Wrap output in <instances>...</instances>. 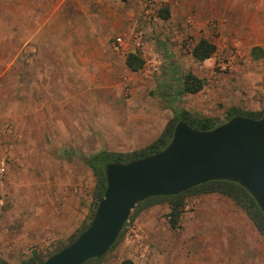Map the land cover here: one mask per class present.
Masks as SVG:
<instances>
[{"label":"rangeland","instance_id":"1","mask_svg":"<svg viewBox=\"0 0 264 264\" xmlns=\"http://www.w3.org/2000/svg\"><path fill=\"white\" fill-rule=\"evenodd\" d=\"M263 30L264 0H0V264L25 263L36 249L46 260L89 225L96 178L86 159L153 142L183 108L166 86L182 88L183 73L205 81L194 108L216 114L224 95L259 113ZM201 38L215 46L202 62L191 56ZM95 41L114 55L112 71L84 56ZM133 50L144 60L137 72L125 66ZM160 219L152 238L142 229V256L117 255L122 229L86 264H264V239L226 196L189 195L176 229L168 212Z\"/></svg>","mask_w":264,"mask_h":264},{"label":"water","instance_id":"2","mask_svg":"<svg viewBox=\"0 0 264 264\" xmlns=\"http://www.w3.org/2000/svg\"><path fill=\"white\" fill-rule=\"evenodd\" d=\"M104 174L105 191L88 227L40 264L100 259L138 203L178 195L209 181L240 185L264 215V115H237L208 131L179 121L161 151L127 163H108Z\"/></svg>","mask_w":264,"mask_h":264},{"label":"trees","instance_id":"3","mask_svg":"<svg viewBox=\"0 0 264 264\" xmlns=\"http://www.w3.org/2000/svg\"><path fill=\"white\" fill-rule=\"evenodd\" d=\"M161 13L162 14L160 15L163 19L168 18L169 15L167 10L164 9L161 11ZM214 52H215V46L210 41L205 39L199 40L191 49L192 57L200 62L210 59L214 54ZM143 64H144V60L136 53L128 54L125 59V66L131 72H137L142 68ZM204 86H205L204 80L196 77L191 73H187L183 79L182 92L188 94H195L200 92ZM237 115L258 119L262 115H264V109L259 113H245L238 108L232 107L228 110L225 118L222 121L212 118H206L196 114L194 115L191 114L190 112L181 110L176 112L172 120L168 121L163 131L161 132L160 136L146 147L128 153L100 151L96 154L89 156L86 159V164L91 169V171L93 172L96 178V184L94 190V198H95L94 208H96L98 202L102 199L103 193L105 191L106 179L104 174V167L106 164L127 163L130 161L147 157L149 155L161 151L170 142L174 127L179 121L185 122L187 125H189L194 129L200 131H208L223 124L225 121ZM211 193H216L226 196L230 198L236 205L241 207L245 212V214L248 216V218L254 224L258 233L264 239V215L262 214L261 210L255 203L252 196L243 187L230 181H209L197 187L191 188L178 195L149 198L137 204L134 208V212L138 208L148 204L152 200L164 199L170 205V211L168 213L170 228L176 229L179 226V219L183 212L185 198L188 197L189 195H202V194H211ZM87 227L88 225L86 224L81 229V231L78 234H76V236L71 237V239L67 244L72 243L74 239L80 233H82ZM67 244L65 246H67ZM114 245L115 243L111 246V248ZM65 246H61L60 249L64 248ZM38 257L39 256L32 255L30 259H28L25 263L22 264H40L44 260ZM100 259H92V260H100Z\"/></svg>","mask_w":264,"mask_h":264},{"label":"crops","instance_id":"4","mask_svg":"<svg viewBox=\"0 0 264 264\" xmlns=\"http://www.w3.org/2000/svg\"><path fill=\"white\" fill-rule=\"evenodd\" d=\"M261 37L262 38H260L259 41H258V48H260V50L263 51L264 50V32L261 33ZM201 39H205V38H201ZM205 40H207V39H205ZM84 46L86 48H90L92 50H95L92 53H88V54H86L84 56H89V57L94 58L97 63L99 62L100 59L106 60V61H103V64H105L108 67L107 68L108 71H112V69H113L112 66H113V64H114V62H115L116 59H112V58H114V55L111 54L108 51V47H107L106 43H104V42H96V41L95 42H87V43H85ZM132 52L134 53V50ZM167 55L170 56L169 54H167ZM260 57H258V112H261L264 109V58H260ZM101 63L102 62H100L99 64H101ZM173 64H174V62H173ZM178 67H179V62H178V59H176L175 67L172 68V70L174 71V73L175 72L176 73L178 72L177 71V68ZM185 75H186V73H183L182 75H180L181 80H182V84H183V79H184V76ZM166 86L169 87L170 90H172L173 93H176L175 94L176 96H178L179 94L182 95V103H181V105H183V108L181 110L190 112L191 114H194V115L196 114V115H200V116H203V117H206V118H212V119H214L216 117H214L213 115L220 114V113H222L224 111L222 108H224V109L225 108L230 109L232 107L237 108L236 105L235 106H233V104L231 105V101H230L231 98L229 96H227V98H224V95H223L222 96V99H221L222 104H223V105H221L222 108L217 109L215 111L216 114H212V112L209 113L207 111H201L202 110L201 107H195L194 108L192 106V100H193L194 96L197 95V94H199V93H201L203 91V89L200 92H198V93L188 94V93H183L182 92V88L174 87V85H171V83H168V84L166 83ZM226 93H228V91H226ZM241 97L245 99V95H242ZM239 101H241L240 98H239ZM214 103L215 102H212L211 105H209V106L211 108L219 107V105H212ZM181 110H178V111H181ZM160 134L158 135V137L160 136ZM150 143H152V142H150ZM150 143H148V144H146V145H144V146H142L140 148L146 147ZM140 148H137V149H140ZM152 198H155V197H152ZM152 207H154V208H152ZM143 211H146V212H143ZM169 211H170V205H169V203L166 200H164V199H155V200H152L151 202H149L148 204L140 207L135 212L136 218L133 221H127V224L131 223V224L139 225L142 229L145 230L146 236L152 238V233L154 235V234H156V232H159V230H160L159 225L161 224L162 221L164 222V220H165V219H160V216L163 215L166 212L169 213ZM141 212H143V213H141ZM180 218H181V216H180ZM165 222L167 223L168 229H170L169 221H165ZM127 224H125V226ZM198 224H199V226H202V225H205L207 223H204L202 221H199ZM148 232H152V233L150 234ZM46 240H48V239H46ZM50 240L51 241L54 240V237H51ZM4 250L7 253L9 252L8 251L9 249H4ZM11 251H13V250H11ZM34 251H36V252L39 253V250H37V249L36 250H31L30 251L31 256L33 255V252ZM141 251H142V248L140 246L138 248V253L140 254V256L143 255ZM116 253L120 257L126 255L127 258H131V256L133 255V258H135V256H136L135 248L132 245H127L124 242V235H123V240L117 246ZM15 255L18 256L17 254H15ZM22 257H25V256H22ZM4 258H7V257H4ZM16 258H17L16 259L17 262H14V263H19L20 261L18 260V257H16Z\"/></svg>","mask_w":264,"mask_h":264},{"label":"built area","instance_id":"5","mask_svg":"<svg viewBox=\"0 0 264 264\" xmlns=\"http://www.w3.org/2000/svg\"><path fill=\"white\" fill-rule=\"evenodd\" d=\"M5 170L4 164L0 163V175H3ZM124 242L127 245H132L135 248L136 256L139 257L138 248L140 247V241L142 239L143 230L139 225L127 224L123 228Z\"/></svg>","mask_w":264,"mask_h":264}]
</instances>
